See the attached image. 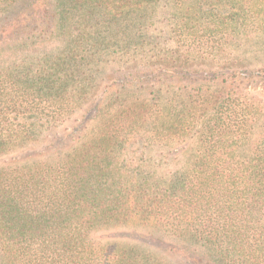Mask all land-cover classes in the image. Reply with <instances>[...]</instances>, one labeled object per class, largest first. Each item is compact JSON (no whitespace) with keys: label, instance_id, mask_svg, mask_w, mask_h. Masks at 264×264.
Here are the masks:
<instances>
[{"label":"trees","instance_id":"16d2710c","mask_svg":"<svg viewBox=\"0 0 264 264\" xmlns=\"http://www.w3.org/2000/svg\"><path fill=\"white\" fill-rule=\"evenodd\" d=\"M156 8L159 0H0V158L79 118L63 140H87L58 161L0 165V264H264L262 97L201 86L178 111L170 83L195 76L192 54L156 32ZM43 45L54 49L38 52ZM137 66L144 76L126 78ZM110 72L119 78L105 81ZM186 141L196 161L168 182L122 160L130 145L168 157ZM126 228L174 239L182 262L97 238Z\"/></svg>","mask_w":264,"mask_h":264},{"label":"rangeland","instance_id":"374dc122","mask_svg":"<svg viewBox=\"0 0 264 264\" xmlns=\"http://www.w3.org/2000/svg\"><path fill=\"white\" fill-rule=\"evenodd\" d=\"M244 21L246 23L242 25ZM153 27L158 34L161 30L171 32L168 43L171 48L180 50L182 54L185 52L183 49L192 54L187 64L195 76L182 80L176 78L170 83L169 96L175 98L173 106L176 105L178 111L186 109L184 106L188 103L190 94L195 92V88L202 86L204 94H208L232 84L241 90L242 94H260L262 98L259 100L264 108V0H159ZM159 36L162 41L166 38L165 33ZM53 49V45H43L37 51L49 52ZM14 59L16 58H10L11 61ZM147 70L148 68L137 66L135 70L127 71L124 75L128 79L132 78L133 74L144 76ZM249 74L254 75L250 78ZM119 76L120 74L110 72L105 81H112ZM155 83V79L149 78L147 86ZM102 96L99 94L95 100H101ZM130 100H133V97ZM81 119L68 125V130L61 134L31 143L20 156L0 158V165L21 164L27 157L42 161H58L64 158L81 148L87 141L79 134L63 140L64 135L75 131ZM263 134L264 118L258 127L257 136ZM189 144V141L175 143L168 157L160 156V153L155 155L140 143L130 145L122 160L124 163L141 166L142 172H154L155 181H158V177H164L168 182L171 173L184 167H193L196 159ZM144 188L147 186L144 185ZM162 237L160 234L152 236L143 228L119 229L97 236L101 241L122 243L146 250L167 262H182V256L175 255L171 250L174 239L164 236L162 244Z\"/></svg>","mask_w":264,"mask_h":264}]
</instances>
